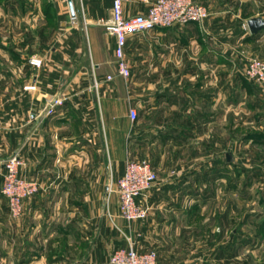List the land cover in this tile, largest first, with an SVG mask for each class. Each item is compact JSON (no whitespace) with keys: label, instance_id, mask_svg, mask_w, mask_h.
Returning a JSON list of instances; mask_svg holds the SVG:
<instances>
[{"label":"crops","instance_id":"obj_1","mask_svg":"<svg viewBox=\"0 0 264 264\" xmlns=\"http://www.w3.org/2000/svg\"><path fill=\"white\" fill-rule=\"evenodd\" d=\"M153 1L124 0V14L147 12ZM195 1L210 11L203 21L128 37L126 79L116 66V37L105 27L113 0H72L74 13L69 0H0L1 246L11 228L4 162L15 152L25 161L21 174L41 184L24 201V212L42 211L45 218L62 209L87 211L89 193L109 172L117 182L128 158L148 159L158 180L142 197L147 217L132 222L142 234L135 247L178 242L177 229L194 218L199 181L210 180L200 172L201 159L216 162L233 144L234 88L264 107L263 86L244 74L248 57L264 58V27L252 33L247 23L264 18V0ZM24 20L41 21L48 31L25 30ZM32 56L43 64L32 65ZM30 84L36 88L25 89ZM55 96L65 103L46 114ZM130 107L138 111L135 120ZM107 185L110 195L117 193ZM42 220L16 228L21 252L28 253L21 264L40 258V228L50 219Z\"/></svg>","mask_w":264,"mask_h":264},{"label":"rangeland","instance_id":"obj_2","mask_svg":"<svg viewBox=\"0 0 264 264\" xmlns=\"http://www.w3.org/2000/svg\"><path fill=\"white\" fill-rule=\"evenodd\" d=\"M9 24L16 26L18 22ZM22 24L30 32L34 27H40L42 34L48 31L38 20H24ZM232 106L233 144L216 162L201 159L200 172L210 173V180L199 181L194 218L177 229L178 242L138 244L139 249L157 251V264H264V115L260 119L264 107L256 98L244 97L238 88H234ZM111 174L108 173L104 185L89 193L87 211L62 209L45 218L48 213L27 216L24 209L20 216H15L9 207L11 228L3 234L7 242L0 245V264H21L28 256L21 252L22 236L17 235L16 228L19 222L33 218L50 221L46 222L47 228H40V258L25 264H111L115 249L128 245L129 238L136 244L141 231L135 230V220H125L114 209L118 205L117 193L110 195L109 185L106 187L109 181L110 187L116 182L111 181ZM25 243L31 250V242L27 239Z\"/></svg>","mask_w":264,"mask_h":264},{"label":"built area","instance_id":"obj_3","mask_svg":"<svg viewBox=\"0 0 264 264\" xmlns=\"http://www.w3.org/2000/svg\"><path fill=\"white\" fill-rule=\"evenodd\" d=\"M124 0H113L111 18L105 27L116 37V66L118 73L126 79L131 75V67L125 56L128 37L156 27H170L193 21H203L210 11L208 7L195 0H154L147 12L131 16L124 14ZM32 65L41 66L43 59L38 56L30 58ZM246 75L264 87V59L258 56L248 57L245 67ZM112 75H108L111 79ZM36 85H26L25 89H35ZM65 103V98L55 96L45 107L46 114H53L59 106ZM0 103V113H1ZM129 115L135 120L138 111L130 107ZM24 159L18 152L10 155L4 162L5 173L2 192L8 198L13 215L20 216L24 209V201L36 194L41 184L21 174ZM158 180V173L146 158H128L124 172L111 190L118 194L120 215L131 222L144 219L148 215V207L142 203V197ZM128 246L119 247L111 255V264H157L158 253L155 249L139 251L133 239L129 238Z\"/></svg>","mask_w":264,"mask_h":264},{"label":"water","instance_id":"obj_4","mask_svg":"<svg viewBox=\"0 0 264 264\" xmlns=\"http://www.w3.org/2000/svg\"><path fill=\"white\" fill-rule=\"evenodd\" d=\"M69 2L71 5V11H72V13H74V7H73L72 0H69ZM247 23H248V26H249V29L251 30V32L256 33L262 27H264V18H262L261 16H255V17L248 19Z\"/></svg>","mask_w":264,"mask_h":264},{"label":"trees","instance_id":"obj_5","mask_svg":"<svg viewBox=\"0 0 264 264\" xmlns=\"http://www.w3.org/2000/svg\"><path fill=\"white\" fill-rule=\"evenodd\" d=\"M247 62H248V60H247ZM246 76H247V75H246ZM247 78H248L250 81L255 82L254 80L250 79L248 76H247ZM255 83H256V82H255Z\"/></svg>","mask_w":264,"mask_h":264}]
</instances>
